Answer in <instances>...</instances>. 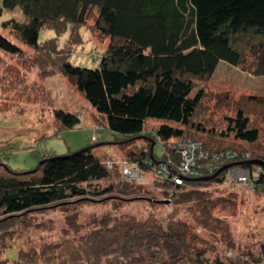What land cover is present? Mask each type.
Segmentation results:
<instances>
[{"label":"rangeland","instance_id":"1","mask_svg":"<svg viewBox=\"0 0 264 264\" xmlns=\"http://www.w3.org/2000/svg\"><path fill=\"white\" fill-rule=\"evenodd\" d=\"M97 18L95 10L84 26L68 25L62 32L42 29L39 49L23 44L12 26L3 27L9 20L26 21L20 8L5 10L0 19V33L23 52L0 51V149H14L9 156L1 155V160L12 170L24 172L36 169L47 155L94 148L101 160L123 172V177L118 171L94 186L116 185L126 191L74 199L2 225L5 235H14L9 243L15 248L5 251V259L20 262L18 250L27 253L57 244L60 249L55 252L64 251L60 261L42 259L36 264H78L75 259L84 248L85 236L99 219L125 215L141 221L181 220L207 240L210 257L220 256L233 264H264V186L255 181L264 171V36L233 37L243 60L238 66L221 61L206 83H197L190 97L197 100L201 89L206 95L190 126L154 121L143 134L124 143L106 128V119L62 71L65 59L80 67H99L111 40L94 29ZM59 110L78 116L74 130L64 129L57 118ZM240 110L249 117L250 128L259 131L256 143L241 141L229 130ZM161 125L184 130L187 137L149 136ZM146 151L154 163L140 165ZM163 179L170 181L167 188L160 186ZM175 184L182 189L172 196ZM182 192L193 193L183 197Z\"/></svg>","mask_w":264,"mask_h":264},{"label":"trees","instance_id":"2","mask_svg":"<svg viewBox=\"0 0 264 264\" xmlns=\"http://www.w3.org/2000/svg\"><path fill=\"white\" fill-rule=\"evenodd\" d=\"M16 8L21 9L26 21L9 20L3 27L12 26L23 44L36 49L42 48V29L62 32L68 25L84 26L98 10L94 29L111 40L99 67H80L66 59L61 66L88 103L106 119V128L124 143L143 134L146 125L154 121L190 126L206 95L201 89L197 100L190 97L197 83H206L221 61L238 66L243 60L233 46V37L244 33L264 36V0H0V19L5 10ZM0 51L23 53L2 33ZM57 118L67 131L74 130L80 122L78 116L60 110ZM231 120L229 130L237 139L250 144L258 141L259 131L250 128L249 117L243 111ZM149 136L162 140L187 137L184 130L175 131L169 125H161ZM13 151V147L0 149V156H9ZM75 153L47 155L36 169L24 172L12 170L0 158V169L5 173L0 177V228L14 219H24L74 199L103 197L115 190L126 193L116 185L94 186L115 177L119 171L116 165L101 160L94 148L80 155ZM144 153L139 164L154 163L151 153ZM259 173L255 181L264 186V171ZM119 174L123 177L122 171ZM159 182L162 187L170 185L164 179ZM181 189V185H173L172 196ZM91 229L75 259L78 264H233L220 256L210 257L212 250L207 240L181 220L141 221L125 215H106ZM3 231L1 264L60 261V253L64 254L55 252L60 249L57 244L27 253L17 249L20 262L19 258L10 262L4 253L15 248L9 243L14 235L9 238V232L5 235L7 231ZM262 249L264 253V245Z\"/></svg>","mask_w":264,"mask_h":264},{"label":"water","instance_id":"3","mask_svg":"<svg viewBox=\"0 0 264 264\" xmlns=\"http://www.w3.org/2000/svg\"><path fill=\"white\" fill-rule=\"evenodd\" d=\"M85 152V150L83 151H79V152H77V153H75L74 155H80V154H82V153H84ZM41 165V164H40ZM262 166H264V163L263 164H261ZM40 167V166H39Z\"/></svg>","mask_w":264,"mask_h":264}]
</instances>
